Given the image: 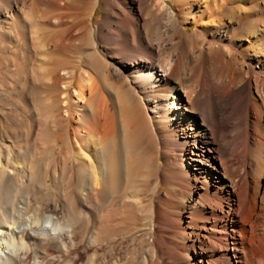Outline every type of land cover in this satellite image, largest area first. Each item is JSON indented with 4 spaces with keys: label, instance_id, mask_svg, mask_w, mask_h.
Returning a JSON list of instances; mask_svg holds the SVG:
<instances>
[{
    "label": "bare ground",
    "instance_id": "6f19581e",
    "mask_svg": "<svg viewBox=\"0 0 264 264\" xmlns=\"http://www.w3.org/2000/svg\"><path fill=\"white\" fill-rule=\"evenodd\" d=\"M171 1L0 0V98L42 96L13 142L0 121V264L84 220L85 264H128L130 209L133 262L264 264V0Z\"/></svg>",
    "mask_w": 264,
    "mask_h": 264
},
{
    "label": "rangeland",
    "instance_id": "374dc122",
    "mask_svg": "<svg viewBox=\"0 0 264 264\" xmlns=\"http://www.w3.org/2000/svg\"><path fill=\"white\" fill-rule=\"evenodd\" d=\"M166 2L170 4V6H173V2L171 0H166ZM95 21L99 23L100 18L97 17ZM187 29L190 31H193L195 28L188 27ZM22 66L23 65L19 64L20 69ZM210 71H212L211 73L217 74L219 72V68H214V69L210 68L208 72ZM33 91L34 92L31 94L30 99L32 96L33 97L31 100H29V102H26L25 100H23V97L21 95L20 96L12 95L9 98V101L7 99L0 98V121L3 120L2 129L7 133L8 137L11 138V142L14 141V139L11 136V132L16 130L15 128L17 125L15 122H17L18 119H22L23 122L30 125L31 120L29 119L28 115L34 112L33 110L37 108L39 105H41L42 96L39 95L37 90H33ZM33 106H34V109H33ZM0 143H1L0 144V147H1L3 142L0 141ZM253 154L256 155V157L258 158V161L261 164L262 163L261 161L264 159V151H256V154L255 153ZM213 173H214V177L219 176L218 171H215ZM258 173L260 174L258 177L260 178L258 179L259 188L260 190L262 189L263 191L264 189V169L262 170L261 173L260 172ZM47 198H50L51 200H53L55 198V195L49 194ZM47 207L46 209H48L49 212L50 210L52 211V206H47ZM59 211H58V214H61L62 211L60 212ZM115 212L116 210L114 211V215L116 214ZM138 216L140 215H138L134 209H130L127 211L125 215H123V219L120 222L119 226L114 221L113 222L114 224L112 223L110 226L106 228L107 233L109 235L115 236L114 237L115 243L114 241L109 243V246L104 248V250L109 251L110 248H112V252L114 256L119 257L123 259L124 261H127L128 264H138L137 262H133V261L140 253V250L142 248L140 246L144 245L146 241V237H147L146 228L143 226L144 223L138 222L141 219V218L137 219ZM89 223H90L89 220H84V221H81L80 224L77 225V227L75 226L76 234L73 240L69 241L66 239L64 242L65 247L63 248L66 250H64L59 245H54V243L52 245L51 243L49 244L50 246L49 245L47 246L46 248L47 250L45 248L39 249V254H37V256H33L30 259L31 261L29 260L30 264H85L86 263L85 260L94 250L93 247H90L87 245V240H84V241L81 240V236L82 237L91 236V231H93V228H92V223L90 224ZM45 253L47 254L45 255ZM256 264H262V263L260 261H257Z\"/></svg>",
    "mask_w": 264,
    "mask_h": 264
}]
</instances>
